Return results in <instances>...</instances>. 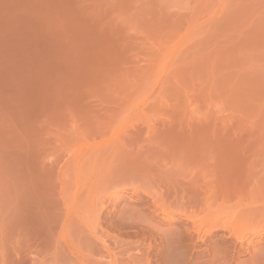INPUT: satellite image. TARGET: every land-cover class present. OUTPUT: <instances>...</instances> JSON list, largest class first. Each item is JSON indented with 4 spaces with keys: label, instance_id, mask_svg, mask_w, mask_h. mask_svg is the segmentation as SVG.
<instances>
[{
    "label": "rangeland",
    "instance_id": "rangeland-1",
    "mask_svg": "<svg viewBox=\"0 0 264 264\" xmlns=\"http://www.w3.org/2000/svg\"><path fill=\"white\" fill-rule=\"evenodd\" d=\"M0 264H264V0H0Z\"/></svg>",
    "mask_w": 264,
    "mask_h": 264
}]
</instances>
